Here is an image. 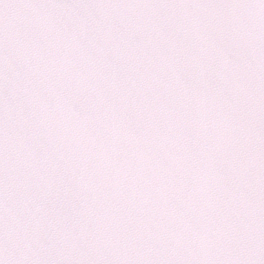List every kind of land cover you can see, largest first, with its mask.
Segmentation results:
<instances>
[{"label":"snow or ice","instance_id":"obj_1","mask_svg":"<svg viewBox=\"0 0 264 264\" xmlns=\"http://www.w3.org/2000/svg\"><path fill=\"white\" fill-rule=\"evenodd\" d=\"M0 264H264V0H0Z\"/></svg>","mask_w":264,"mask_h":264}]
</instances>
